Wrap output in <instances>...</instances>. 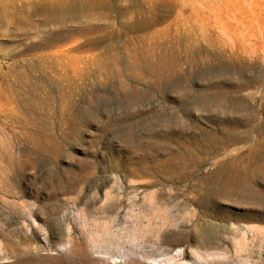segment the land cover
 I'll use <instances>...</instances> for the list:
<instances>
[{
    "label": "rangeland",
    "instance_id": "374dc122",
    "mask_svg": "<svg viewBox=\"0 0 264 264\" xmlns=\"http://www.w3.org/2000/svg\"><path fill=\"white\" fill-rule=\"evenodd\" d=\"M0 264H264V0H0Z\"/></svg>",
    "mask_w": 264,
    "mask_h": 264
},
{
    "label": "bare ground",
    "instance_id": "6f19581e",
    "mask_svg": "<svg viewBox=\"0 0 264 264\" xmlns=\"http://www.w3.org/2000/svg\"><path fill=\"white\" fill-rule=\"evenodd\" d=\"M199 228H200L199 230L202 231L203 234H204V238H203V239H204L205 241H210V240H211V232H210L209 227H207V226H205V225H200ZM172 259H173V257H167V258H166V261H167V262H171Z\"/></svg>",
    "mask_w": 264,
    "mask_h": 264
}]
</instances>
